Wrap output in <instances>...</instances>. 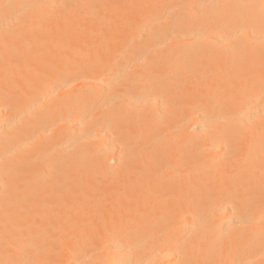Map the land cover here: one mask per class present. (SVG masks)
Segmentation results:
<instances>
[{
	"label": "bare ground",
	"instance_id": "6f19581e",
	"mask_svg": "<svg viewBox=\"0 0 264 264\" xmlns=\"http://www.w3.org/2000/svg\"><path fill=\"white\" fill-rule=\"evenodd\" d=\"M0 264H264V0H0Z\"/></svg>",
	"mask_w": 264,
	"mask_h": 264
}]
</instances>
